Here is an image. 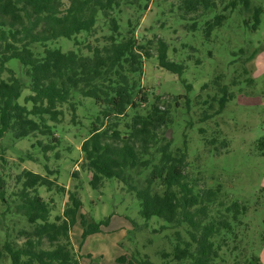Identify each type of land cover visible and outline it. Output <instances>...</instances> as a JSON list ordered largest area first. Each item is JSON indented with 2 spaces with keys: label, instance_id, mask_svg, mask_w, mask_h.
Wrapping results in <instances>:
<instances>
[{
  "label": "trees",
  "instance_id": "16d2710c",
  "mask_svg": "<svg viewBox=\"0 0 264 264\" xmlns=\"http://www.w3.org/2000/svg\"><path fill=\"white\" fill-rule=\"evenodd\" d=\"M150 1L67 0L63 7V0H0V143L36 138L31 147L40 151L45 161L49 160L47 154L54 152L53 160L58 161L60 139L55 131L63 117L62 106L68 105L74 121L75 97L91 100L98 116L81 141L79 162L80 171L88 175L89 186L100 189L107 179H115L134 195L144 225L132 222V232L154 219L159 226L153 233H168L163 236L170 248L159 252L164 260L161 264H227L249 232L245 221L250 204L223 193L220 186L195 189L187 179L185 136L173 140L166 136L169 128L175 131L179 127L180 118H173L170 104L161 94L151 95L140 83L143 61L152 57V41L138 40L129 20L121 30L116 18L124 7L137 13ZM262 11L261 6L252 7L250 0H177L168 5L169 17L184 36L176 38V43L157 38L154 51L158 65L185 86L184 94L172 100L182 122L191 126V120L185 119L193 86L183 79L188 63L194 62V68L201 70L196 54L205 51L206 59L214 58V39L227 42L218 33L226 32L222 28L228 20L235 16L239 25L254 32L261 23ZM248 12L251 15L246 17ZM100 18L107 20L108 33L99 37ZM67 41L73 48L57 46ZM240 52L243 57L239 59ZM231 55L235 57L230 62L218 56L223 67L216 61L209 63L212 89L206 90L207 84L202 83L204 97L196 96L193 103L202 106L198 123L219 117L236 95L246 94L245 88L253 84L245 61H251L255 52L247 56L241 48ZM12 60L17 62L19 73L8 67ZM230 67L229 83L220 84ZM199 97L202 100H197ZM204 132L197 128L199 144L207 149L210 159L219 157L228 148V141L220 138L218 130L208 136H203ZM258 146L264 149V137ZM24 157L32 160L29 153ZM1 161L0 264H79L70 238L72 226L79 220L83 242L101 233L108 218L95 222L80 212L78 186L66 191V207L61 215L52 217L55 203L41 196L40 189L65 193L56 178H51L58 170L44 165L42 175L23 169L14 177L15 188L8 192L1 172L6 161ZM71 176L80 177L77 171ZM251 206L258 215L260 204ZM259 221L260 217L256 226ZM259 241L264 247V236ZM250 255L247 264H261L253 249ZM115 262L153 264L147 256L129 251Z\"/></svg>",
  "mask_w": 264,
  "mask_h": 264
},
{
  "label": "rangeland",
  "instance_id": "374dc122",
  "mask_svg": "<svg viewBox=\"0 0 264 264\" xmlns=\"http://www.w3.org/2000/svg\"><path fill=\"white\" fill-rule=\"evenodd\" d=\"M154 1L157 3L155 4ZM250 1L252 7L261 6L263 10L258 29L253 32L243 24L239 25L240 21L233 16L232 20H228L222 28L226 32L218 33L221 37H225L227 42L224 39H214L216 44L212 52L215 60L214 58L206 59L205 51H201L196 56H199L200 65L197 66L202 71L194 68V62L188 63V69L183 79L186 84L190 83L193 86V91L189 95L191 100L189 115L185 119L186 121L191 120V126L182 122L184 120H182L181 113H178L180 110L175 109L174 101H172L173 96L184 94L185 86L181 84V80L176 75L165 71L158 65L154 51L157 38L170 39L171 42L175 41L176 43V38L184 36V32L178 25L173 24V19L169 17L171 14L168 12V5L172 2L176 4L177 0H151L145 10L135 13L133 8L124 7L116 15L121 30H124L126 22L129 20L134 25L138 40L152 41V57L143 61L140 83L151 95L152 92L161 94L162 99L169 102V110L173 113V118L175 119L177 116L180 118L179 127H176L175 131L169 128V131L166 132H168L170 140L185 136L184 140L187 152H189L186 167L188 181L195 185V189L201 190L220 186L223 193L250 204L245 221H248L249 232L232 258L227 259V264H247L248 257L252 259L253 255H250L252 249L255 251V255L260 258L259 262L264 264V247L259 241L260 236H264V230H261L264 227V149H260L258 146V141L264 137V0ZM67 4V0H63V7H66ZM249 15H251L250 12L246 13V17ZM106 23L107 20L99 19L97 36L100 37L108 33ZM57 46L63 50L73 48L72 43H68V41ZM176 46L178 47L179 44ZM197 47L199 48V45ZM241 48L244 52L247 51V56L248 53L255 52L251 61H245L246 67L251 70L250 78L253 80V84L245 88L246 94L236 95L219 117L207 120L204 124L198 123L201 120L202 106H193V103H195L196 96L204 97L203 92L206 91L200 90L202 83L207 84L206 90L212 89L210 87L212 83L207 74L209 63L213 64L216 61L217 66L223 67L224 63L218 56H225L230 62L235 57L231 55V52L235 50L238 52ZM237 57L242 58V53L240 52ZM16 65L17 62L12 60L8 67L19 73ZM199 71L202 72L201 78H199ZM224 72L220 84L229 83L231 67ZM204 73L205 75H203ZM26 94L25 91L23 95ZM201 97L197 100H202ZM74 102L76 103L74 121L71 120L72 115L68 105H63V117L56 125L55 134L56 136L59 134L60 139L56 150L60 155L58 161L53 160L54 152L48 153L49 160L45 161L40 151L31 147L36 138L15 142L5 139L0 143V164L2 163L1 158L6 161L3 163L4 170L1 172L8 192L15 188L14 177L23 169L42 175L45 174L44 165L54 171L58 170L59 173L51 178H56L57 184L64 187L65 193L57 194L54 191L47 193L44 189H40L41 196L47 199L52 198L55 203L52 217L61 215L66 207V191L73 190L75 186H78L77 190L82 202L80 212L87 214L95 222L108 218V224L102 227L101 233L89 236L83 242L79 220L72 226L70 238L79 257V264H117L116 258L128 251L137 252V255L141 257L147 256L153 264H161L164 260L160 258L159 252L163 248L165 250L170 248L168 239L163 236L168 233H162V236L160 233L159 235L154 234L153 231L159 226V223H155L154 219L146 227H136L132 232L134 222L144 225V221L138 215L139 203L134 195L115 179H107L100 189H92L88 183L87 173L80 171L79 162L82 158L80 144L89 132L91 123L98 116V108L94 107L91 100L81 96H76ZM198 127L205 131L203 136H208L218 130L220 138L224 137L228 141V148L223 149L219 157L210 159V156L206 154L207 149L199 144ZM27 153L31 155L32 160L29 161L24 157ZM21 157H24L23 161L19 160ZM209 159L210 161H208ZM76 171L79 173V179H73L71 176ZM256 203L261 206L257 212L260 217L258 226L261 228L256 226L259 217L253 212L254 209L251 206ZM148 227L151 231L148 230ZM87 254L90 255L89 258ZM235 255L239 259H234Z\"/></svg>",
  "mask_w": 264,
  "mask_h": 264
},
{
  "label": "water",
  "instance_id": "95a60500",
  "mask_svg": "<svg viewBox=\"0 0 264 264\" xmlns=\"http://www.w3.org/2000/svg\"><path fill=\"white\" fill-rule=\"evenodd\" d=\"M168 131H169V130H168ZM166 136L169 138L168 132H167Z\"/></svg>",
  "mask_w": 264,
  "mask_h": 264
}]
</instances>
